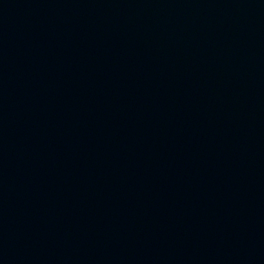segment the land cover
I'll list each match as a JSON object with an SVG mask.
<instances>
[{
    "label": "water",
    "instance_id": "1",
    "mask_svg": "<svg viewBox=\"0 0 264 264\" xmlns=\"http://www.w3.org/2000/svg\"><path fill=\"white\" fill-rule=\"evenodd\" d=\"M0 264H264V0H0Z\"/></svg>",
    "mask_w": 264,
    "mask_h": 264
}]
</instances>
